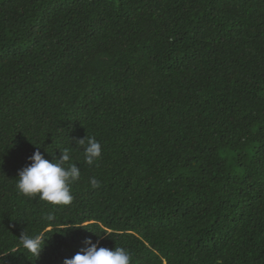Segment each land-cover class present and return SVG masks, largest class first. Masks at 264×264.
<instances>
[{
  "label": "trees",
  "instance_id": "obj_1",
  "mask_svg": "<svg viewBox=\"0 0 264 264\" xmlns=\"http://www.w3.org/2000/svg\"><path fill=\"white\" fill-rule=\"evenodd\" d=\"M37 150L72 153L70 206L17 191ZM41 232L36 258L19 238ZM86 239L130 264H264V0H0V264Z\"/></svg>",
  "mask_w": 264,
  "mask_h": 264
},
{
  "label": "clouds",
  "instance_id": "obj_2",
  "mask_svg": "<svg viewBox=\"0 0 264 264\" xmlns=\"http://www.w3.org/2000/svg\"><path fill=\"white\" fill-rule=\"evenodd\" d=\"M75 143L83 147L84 161L88 165H94L101 158L102 146L95 137L78 139ZM72 159V153L68 150L61 151L60 158L53 162L45 159L39 150L35 151L28 158L30 164L18 172L15 179L17 191L27 198H37L53 207L70 206L74 199L71 186L81 177L77 164L70 163ZM99 183L94 177L89 179V184L94 189L99 187ZM42 219L46 223H54L56 217L53 212H49ZM71 227L69 225L64 229ZM48 238L50 236L41 232L35 236L23 233L19 239L22 247L37 258ZM84 244L85 247L80 252L70 259L66 258L63 264H130L131 262V255L125 248L116 247L110 250L98 247V242L94 243L91 239H86Z\"/></svg>",
  "mask_w": 264,
  "mask_h": 264
}]
</instances>
